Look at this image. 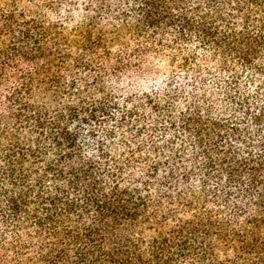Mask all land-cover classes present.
<instances>
[{
    "label": "trees",
    "instance_id": "trees-1",
    "mask_svg": "<svg viewBox=\"0 0 264 264\" xmlns=\"http://www.w3.org/2000/svg\"><path fill=\"white\" fill-rule=\"evenodd\" d=\"M29 1L0 15V264H264V0Z\"/></svg>",
    "mask_w": 264,
    "mask_h": 264
},
{
    "label": "rangeland",
    "instance_id": "rangeland-1",
    "mask_svg": "<svg viewBox=\"0 0 264 264\" xmlns=\"http://www.w3.org/2000/svg\"><path fill=\"white\" fill-rule=\"evenodd\" d=\"M25 1L28 2L29 0H0V15H1L2 11H5L6 9H12L16 6V4L21 5V4L25 3ZM29 2H31V5L33 4V0H30ZM101 20H104V18ZM99 25H100V23H99ZM103 26H104V28H111V24H109V23L105 24V25L103 23ZM98 27H100V26H97V28L95 29V32H98L99 30L102 31L101 30L102 28L100 29Z\"/></svg>",
    "mask_w": 264,
    "mask_h": 264
}]
</instances>
